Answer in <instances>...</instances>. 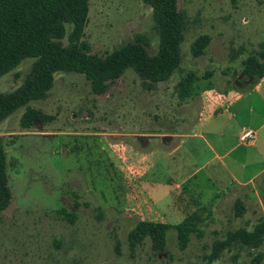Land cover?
Segmentation results:
<instances>
[{
    "label": "rangeland",
    "instance_id": "374dc122",
    "mask_svg": "<svg viewBox=\"0 0 264 264\" xmlns=\"http://www.w3.org/2000/svg\"><path fill=\"white\" fill-rule=\"evenodd\" d=\"M177 5L185 18L181 62L167 81L148 90L128 70L96 94L84 76L57 73L47 97L28 105L44 120L22 128L24 107L0 123L11 192L0 216V264H208L214 244L229 232H251L264 222V175L223 191L221 182H212V169L222 173L221 167L193 137L203 134L212 145L211 117L247 87L234 81L248 58L264 54V0ZM202 36L209 43L194 58L191 45ZM138 37L149 55L157 54L152 11L143 0H89L83 40L92 54L104 57ZM32 63L25 59L2 76L0 94L17 89ZM188 77L194 94L181 99L178 83ZM237 201L244 207L239 217ZM193 212L203 235H192L185 250L173 230L162 252L149 240L130 249L137 221L178 225ZM210 264H264V244L233 245Z\"/></svg>",
    "mask_w": 264,
    "mask_h": 264
},
{
    "label": "trees",
    "instance_id": "16d2710c",
    "mask_svg": "<svg viewBox=\"0 0 264 264\" xmlns=\"http://www.w3.org/2000/svg\"><path fill=\"white\" fill-rule=\"evenodd\" d=\"M143 2L152 11L159 40L157 54L149 55L146 43L138 37L134 43L99 57L90 52L89 45L83 40L89 0H0V78L15 70L25 59L33 60L22 84L13 92L0 94V123L24 107L26 111L20 120L22 128H30L34 122L44 120L39 111L28 105L47 97L57 73L84 76L96 94H104L108 89L107 83L119 79L128 70H132L148 90L154 84L167 81L181 62L180 45L184 39L185 18L178 10L177 0ZM208 43L206 36L196 39L191 45V55L194 58L201 56ZM242 73L247 81L248 78L251 80L242 90L245 92L264 78V54H261L260 60L248 58ZM193 82L188 77L178 83L181 99L194 94ZM10 199L6 156L0 137V216ZM234 212L236 217L244 213L239 201L234 205ZM62 214L73 223L72 215ZM198 222L196 212L178 225L139 220L128 234L129 247L134 249L149 240L154 252H162L167 234L173 230L177 247L183 251L192 235H203L197 227ZM263 244L264 222L251 232L245 229L231 231L214 244L208 264L217 258L219 252L233 245L257 249Z\"/></svg>",
    "mask_w": 264,
    "mask_h": 264
},
{
    "label": "crops",
    "instance_id": "0c3cea01",
    "mask_svg": "<svg viewBox=\"0 0 264 264\" xmlns=\"http://www.w3.org/2000/svg\"><path fill=\"white\" fill-rule=\"evenodd\" d=\"M264 88V78L247 93L236 95L225 108L216 111L212 118V145L203 134H193L209 147L212 152V164L216 162L222 169H212V182H221L223 191L231 186H248L264 175V98L261 94ZM262 102L255 104L254 99ZM251 131L253 138L247 143L241 141L244 132ZM235 145L227 146L229 144ZM179 148V145H178ZM240 148V152H238ZM229 162V166H228ZM210 162H206L207 167ZM229 170V177H223L225 170ZM206 181H210L209 178ZM204 189L202 186L200 187ZM185 190L181 185H175L174 190ZM195 190V188H193ZM201 196L203 190L198 189ZM218 193H213L214 198ZM199 198V197H198ZM200 199V198H199Z\"/></svg>",
    "mask_w": 264,
    "mask_h": 264
},
{
    "label": "water",
    "instance_id": "95a60500",
    "mask_svg": "<svg viewBox=\"0 0 264 264\" xmlns=\"http://www.w3.org/2000/svg\"><path fill=\"white\" fill-rule=\"evenodd\" d=\"M243 77H244V74H243V73L240 74V75L238 76V79H237L236 81H234V84L237 85V86H244V85L246 86V85L248 84V82L250 81V78H248V81H246V82L239 83L238 81H240ZM114 138H117V137H114ZM164 140H165V141H169L170 138H169V137H165Z\"/></svg>",
    "mask_w": 264,
    "mask_h": 264
},
{
    "label": "built area",
    "instance_id": "2783aa9c",
    "mask_svg": "<svg viewBox=\"0 0 264 264\" xmlns=\"http://www.w3.org/2000/svg\"><path fill=\"white\" fill-rule=\"evenodd\" d=\"M253 138V133L251 131H246L243 133V135L241 136V141L243 143H247L248 141H250Z\"/></svg>",
    "mask_w": 264,
    "mask_h": 264
}]
</instances>
